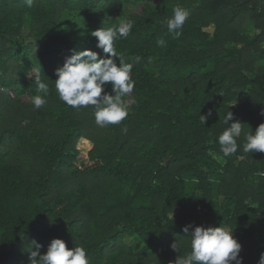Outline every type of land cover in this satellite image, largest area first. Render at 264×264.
Here are the masks:
<instances>
[{
  "label": "trees",
  "instance_id": "16d2710c",
  "mask_svg": "<svg viewBox=\"0 0 264 264\" xmlns=\"http://www.w3.org/2000/svg\"><path fill=\"white\" fill-rule=\"evenodd\" d=\"M175 6L191 11L179 39L165 24ZM126 20L116 49L143 58L135 102L121 125L100 128L91 106L59 100L55 73L72 50L101 51L93 31ZM37 74L50 89L39 110L22 100L39 94ZM0 88V264H29L31 241L43 254L55 238L92 264H174L172 243L190 251L188 225L226 227L243 264H258L264 153L243 144L264 123V0H0ZM228 109L244 125L226 158Z\"/></svg>",
  "mask_w": 264,
  "mask_h": 264
},
{
  "label": "clouds",
  "instance_id": "9594fccd",
  "mask_svg": "<svg viewBox=\"0 0 264 264\" xmlns=\"http://www.w3.org/2000/svg\"><path fill=\"white\" fill-rule=\"evenodd\" d=\"M27 7L33 6L34 0H24ZM191 11L187 8L175 6L172 16L166 21L168 34L173 39H179L183 34L185 23L190 19ZM131 20L121 22L118 26L101 27L91 33L96 38V48L83 51L72 50L70 56L65 58L63 65L56 69L57 79L55 90L61 102L70 108L80 110L91 106L94 109L95 124L100 128L110 125H121L130 112V105L134 100H126L136 86L132 78L133 69L143 59L136 55L127 60L116 49L117 41L126 39L133 30ZM158 47H166V41L160 38L156 41ZM101 52L104 54L101 55ZM37 95L31 97L34 109L39 110L48 103L49 85L40 74L35 77ZM111 85V94L106 86ZM6 89L0 88V92ZM212 115L210 110L206 115H200V123L205 125ZM232 121L231 123H229ZM224 128L218 136L217 143L224 157L235 155L240 149L237 140L243 131L242 124L236 120L234 114L227 110L224 119ZM122 131L126 132L124 127ZM243 151L246 153H264V123L255 131L244 134ZM189 228H192L189 232ZM183 232L190 238V251L187 254L180 252V244L175 241L171 249L180 255L174 264H243L239 253L241 244L233 238V232L226 227L192 226L183 228ZM35 251H32V247ZM42 245L32 240L27 248L29 251V264H92L87 249L75 246L69 249L62 239H52L47 251L40 252ZM258 264H264V253H261Z\"/></svg>",
  "mask_w": 264,
  "mask_h": 264
},
{
  "label": "rangeland",
  "instance_id": "374dc122",
  "mask_svg": "<svg viewBox=\"0 0 264 264\" xmlns=\"http://www.w3.org/2000/svg\"><path fill=\"white\" fill-rule=\"evenodd\" d=\"M156 1H160V0H156ZM11 93L13 95V92H11ZM22 100L26 101V102H31V98L29 96H27V95L23 96ZM127 100H131L130 96L127 98ZM85 146H86L85 142H81V144L79 145V147L81 149H84V150H85ZM125 241H126V243L128 245H132V244H137L138 243V241L136 239H131V238H127Z\"/></svg>",
  "mask_w": 264,
  "mask_h": 264
},
{
  "label": "built area",
  "instance_id": "2783aa9c",
  "mask_svg": "<svg viewBox=\"0 0 264 264\" xmlns=\"http://www.w3.org/2000/svg\"><path fill=\"white\" fill-rule=\"evenodd\" d=\"M259 116L264 119V109L260 111Z\"/></svg>",
  "mask_w": 264,
  "mask_h": 264
}]
</instances>
